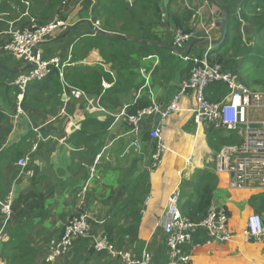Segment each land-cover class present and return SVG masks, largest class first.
Returning a JSON list of instances; mask_svg holds the SVG:
<instances>
[{
	"label": "crops",
	"instance_id": "0c3cea01",
	"mask_svg": "<svg viewBox=\"0 0 264 264\" xmlns=\"http://www.w3.org/2000/svg\"><path fill=\"white\" fill-rule=\"evenodd\" d=\"M13 1L4 0L8 5L0 12L5 15L0 28H5L9 22L24 26L31 20L36 23L54 18L64 20L68 27L55 32L37 50L42 59L58 56L64 61L70 55L71 64L65 66L67 86L58 76L62 85L60 93L55 95L53 90L29 87V97L24 101L22 96L20 98L23 114L15 117L18 94L14 99V91L6 90L14 86V77L25 72L29 65L9 52L0 51V108L6 114L0 121V200L10 199L12 203L21 195L35 192L43 197L45 214L41 216L34 211L14 214L6 222L1 220L0 264H124L107 253L94 252L90 247L91 236L99 234H106L116 249L129 250L137 257L147 249L151 254L150 264H166L167 248L161 228L168 195L175 187L179 189L178 207L187 216L186 210L196 204L194 192L200 173L215 177L211 204L227 210L228 230L232 236L226 242L207 241L203 231H195L191 243L181 246L189 255L190 264H264V236L253 240L245 235L248 215L260 214L251 201L256 202V196H263L264 189L257 185L237 189L225 173L215 172V150L207 139L210 133L222 131L193 121L188 111L193 106L192 95L183 94L180 110L172 113L161 126L170 150L163 154L156 168L149 165L152 144L145 134L156 117L142 119L143 132L137 147L133 144L137 135L130 132L126 118L118 116L124 106L130 112L138 103L148 102L149 105L152 99L159 105L168 102L190 66V61L184 60L182 55L199 56L208 45H212L214 52L218 45L213 43L222 33V21L227 22L229 15L239 13L241 0H204L205 3L178 0L174 10L182 16L192 11L191 19L199 26L194 32L201 30L180 53L166 48H172L173 32L180 26L166 19V9L160 10L161 20L151 27L158 41L149 44L163 46L164 51L160 55H133L121 68L115 61L105 62L98 49L86 51L83 48L86 42L110 39L96 33L85 21L66 36L54 40L80 20H88L93 26L98 22L100 29L114 32L101 28L105 15L101 14L99 5L109 0H29L26 15L25 5L20 0H16L17 4ZM124 1L133 5L141 0ZM207 1L216 6V15L208 17L204 11ZM162 2L164 6L170 4L166 0ZM112 19L115 27L123 23L117 17ZM134 28L130 29V34L116 33L138 39ZM194 28L191 26L188 32L192 34ZM154 29L159 30L161 38L153 33ZM230 29L225 23L224 34ZM122 41L138 45L136 41ZM162 56L167 59L162 60ZM183 70L186 72L181 74ZM168 73L173 75L169 77ZM77 75L83 77L86 88H76L69 81L71 85L68 84L67 78ZM92 81L97 84V91ZM49 84L52 88L53 83ZM33 144L36 149L31 151ZM26 154L29 156L26 166L17 165L16 161ZM147 198V214L143 216ZM76 210L90 216V237L75 241L65 254L47 263L49 239L61 234L64 223ZM260 215L264 224V213ZM12 253L21 257L11 260Z\"/></svg>",
	"mask_w": 264,
	"mask_h": 264
},
{
	"label": "built area",
	"instance_id": "2783aa9c",
	"mask_svg": "<svg viewBox=\"0 0 264 264\" xmlns=\"http://www.w3.org/2000/svg\"><path fill=\"white\" fill-rule=\"evenodd\" d=\"M20 1L27 10L29 0ZM24 14L28 12L24 11ZM95 24L99 27L98 22ZM67 27L68 24L64 20L54 18L46 23H34L31 20L24 26L9 22L5 28H0V51L9 52L25 64H31L13 81L19 90L15 117L23 114L20 98L28 86L33 82L42 81L52 68L58 71L60 81L67 86L64 75L65 66L71 64L70 55L64 61L58 56L42 59L37 50L47 38ZM224 36V32L220 34L215 46L220 45ZM192 38L190 32L177 27L173 32L171 47L179 52ZM182 58L190 61L189 71L180 80L178 90L168 102L159 105L152 99L148 106L139 108L134 113L128 112L126 106L119 111L118 116H124L130 126V132L137 135L133 144L139 146L138 138L143 132L142 119L155 116L154 123L150 124L145 134L148 142L152 144V166L157 167L168 150L161 126L172 113L180 110L181 96L190 93L193 106L188 111L193 121L210 129L221 130L226 138L235 139V142L225 144L213 153L215 172L225 173L230 184L237 189L253 185L264 189V90L249 88L237 72L223 69L212 45H208L199 56L182 55ZM218 82L226 85L227 93L219 101H210L205 97V89L208 85ZM35 149L36 144H33L31 151ZM28 160L29 156L26 154L16 163L25 167ZM179 200L180 191L175 187L168 195L161 228L167 248L166 264H190V257L182 251L181 246L191 243L195 231H203L208 237L207 241L226 242L232 236L228 230L229 216L223 206L210 204L205 215L195 222L179 210ZM148 202L149 198L144 201L143 216L147 214ZM10 206V199L0 200V210L5 222L9 220ZM90 220L85 211L76 210L64 223L61 234L49 239L45 261L51 263L65 254L75 241L87 240L90 237ZM97 222L102 224L104 221ZM245 235L253 240L264 236V224L260 214L254 212L248 215ZM90 247L94 252L107 253L110 258L118 259L124 264L151 263V254L147 249L142 251L140 257L134 256L129 250L116 249L106 234L91 236Z\"/></svg>",
	"mask_w": 264,
	"mask_h": 264
},
{
	"label": "trees",
	"instance_id": "16d2710c",
	"mask_svg": "<svg viewBox=\"0 0 264 264\" xmlns=\"http://www.w3.org/2000/svg\"><path fill=\"white\" fill-rule=\"evenodd\" d=\"M248 1H244L243 6L240 7L238 14L234 13L227 17V27H232L233 25H236L237 27L234 29V33H232L233 30L225 32V36L222 39L220 45L214 50V54L218 58V61L221 62L223 69L225 70L238 71L236 69L237 65L240 64V61H242L246 64L255 66L254 71H260L261 76L264 77V71L260 70L264 69V47L262 52L255 51V49L260 45L258 41H263L264 43V0ZM1 5L2 6H0V10L3 11L5 5L4 0H2ZM165 9L166 19L171 24L180 27L184 26V31L187 32L190 30L186 28L188 27L187 24L192 13L191 10H189L191 13L188 12V14H184L182 16V14L177 12V10H170L169 6H166ZM99 10L101 14L105 15L101 22V28L114 31L113 33L123 31L130 34V29L134 28V25L136 26V29L134 28L135 37H138V39L141 38L148 43H138V45L135 47L130 42L119 39L110 38L106 41L105 38H98L93 43L86 42L83 47L86 48V51L93 48L98 49L105 62L115 61L119 67L121 64L124 65V62L127 64L128 59H130L129 57L133 55H160L161 52L164 51V48L162 47H153L149 44L154 40L151 27L153 23H158L161 20L158 0H141L134 3L133 5L126 4L124 0H109V2L106 4H100ZM125 13L130 14L131 18H129ZM112 17H117L123 22L120 27H115ZM153 19L155 20L153 21ZM241 20L243 24H241ZM244 26L247 29L251 28V30L250 32H247V34L243 35L241 31L243 30ZM138 31L140 32L138 33ZM238 56H240L239 62L236 61ZM161 58L162 60L167 59L165 56H162ZM185 72L183 70L181 74ZM48 75L49 77H47ZM48 75L43 79V81L36 82L31 86L29 85L27 90L22 94V101L29 97L28 89L32 86H38L40 90L47 92H51L53 90L55 95L60 93L62 90V85L58 79V71L52 68ZM50 81L53 83L52 88L49 84ZM68 81L71 82V84L76 88H86L85 80L80 75L75 76L73 79L67 78V82ZM69 82L68 84L71 85ZM92 86L93 89H97V84L95 81H92ZM12 90L14 91L13 98L16 99L17 94H19V90L16 86H12L7 87L6 91L11 92ZM226 93V85L221 82L210 84L205 89V97L210 101H219ZM10 102L11 101L8 100V103ZM147 105L148 102L138 103L130 112L134 113L137 109ZM5 117V111L0 108V121L5 119ZM223 136V131L218 134L210 133L208 136L207 143L211 149L215 150V152L218 151L221 146L235 142V139H233L234 137L226 138ZM214 179L215 177L210 174L200 173L197 181V187L194 192L196 204L186 210L187 216L192 221H199L205 215L206 209L211 204L212 192L215 187ZM256 198V202L251 201V204L256 208V211L262 214L264 213V194L263 196H256ZM34 211H38L39 215L41 216L45 215L43 213V197L42 195L35 192H28L25 195L19 196L15 201H12L10 206L9 220L14 216V214L23 215L25 213ZM0 215L2 217V219L0 218L1 225V220H4V216L1 212ZM134 219L137 220L136 217ZM15 257L21 256H17L16 253H12L10 259L13 260Z\"/></svg>",
	"mask_w": 264,
	"mask_h": 264
},
{
	"label": "rangeland",
	"instance_id": "374dc122",
	"mask_svg": "<svg viewBox=\"0 0 264 264\" xmlns=\"http://www.w3.org/2000/svg\"><path fill=\"white\" fill-rule=\"evenodd\" d=\"M200 2H203V3H205L204 2V0H199ZM244 1L245 0H241V2H240V5H239V8L240 7H242L243 6V3H244ZM248 1V0H247ZM250 1V0H249ZM248 1V2H249ZM252 1V0H251ZM1 2H2V0L0 1V6H2L1 5ZM14 3H16L17 4V2H16V0L15 1H13ZM166 2H170V4H169V8H170V6H171V8H170V10H174V7H175V4H176V2H178V0H166ZM28 4H29V2H28ZM129 4V3H128ZM178 4V3H177ZM5 5H8V3L6 4L5 3ZM129 5H131V4H129ZM158 6H159V9L161 10V12H163L164 10H165V7H166V5L164 6V4H163V2H162V0H158ZM204 7H205V9L208 11H206L205 9H204V11L207 13V15H208V17H210V16H214V15H216V13H217V9H216V6H212L211 4H210V2H208L207 1V3L204 5ZM2 10H0V12H1ZM24 11H27L28 12V14H29V11L28 10H24ZM129 18H131V15L130 14H127V13H125ZM30 17V16H29ZM193 17V16H192ZM153 20H155V19H153ZM190 21H188L189 22V27H187L186 29H189L191 26H192V28H194L193 29V32H192V36L193 37H195V34L196 33H199L200 34V31L201 30H199V31H197V32H194V30H196L197 28L199 29V26H198V24H197V21H196V25H195V20L194 19H191V16H190V19H189ZM5 21V15H2V14H0V22H4ZM20 22V21H19ZM31 22V21H30ZM33 22H34V20H33ZM34 23H36V22H34ZM154 24H157V23H154ZM241 24H243V22H242V20H241ZM2 25V24H1ZM155 27V26H154ZM181 27H183L184 29H185V27L184 26H181ZM237 26L235 25H233L232 27H231V29L230 30H233L232 31V33H234L235 32V28H236ZM240 27H242V26H240ZM250 30H251V28H246L245 26H244V28H243V30L241 31L242 33H243V35L244 34H247V32H250ZM162 31V30H161ZM153 33L154 34H157L160 38L162 37V34L159 32V30H156V29H154V31H153ZM154 41H158V39H157V36L156 35H154ZM259 42V46L255 49V51L257 52V51H260V52H262L263 51V47H264V43H263V41H258ZM228 56H230V55H228ZM239 60H240V56H238L237 58H236V61H238L239 62ZM238 71H235V72H237V74L239 75V77H240V79L243 81V83L245 84V85H247L249 88H252V89H264V77L263 76H261V73H260V71H254L255 70V66H252V65H250V64H246V63H244V62H242V61H240V64L239 65H237V68H236ZM260 70H262V71H264V69H260ZM169 71H171V69H169ZM167 73V72H166ZM173 74H169L168 73V76L170 77V76H172ZM19 76V74L18 75H16L15 77H14V79H13V81L17 78ZM152 149V148H151ZM152 151H153V149H152ZM152 153V152H151ZM152 161H150L149 162V165H151V167L152 168H154L153 166H152ZM156 168V167H155Z\"/></svg>",
	"mask_w": 264,
	"mask_h": 264
},
{
	"label": "water",
	"instance_id": "95a60500",
	"mask_svg": "<svg viewBox=\"0 0 264 264\" xmlns=\"http://www.w3.org/2000/svg\"><path fill=\"white\" fill-rule=\"evenodd\" d=\"M212 2H215L214 0H211ZM81 21H85V22H87L88 24H90V26H91V28L96 32V33H98V34H100V35H103V36H107V37H110V38H114V39H122V40H131V41H136V42H140V43H148V42H146V41H144V40H142V39H132V38H128L127 36H125V35H122V34H118V33H113V32H107V31H105V30H102V29H100L99 27H97V26H93L92 24H91V22L90 21H88V20H80V21H78V22H76L75 24H72L71 26H70V28L69 29H67L66 31H65V33L64 34H62V35H60V36H58V37H56L54 40H58V39H61L62 37H64V36H66L69 32H70V30L71 29H73L77 24H79ZM225 23H226V21H225V19L222 21V33L224 32V28H225ZM216 42H214L213 44H215ZM151 45L152 46H159V45H157V44H153V43H151ZM160 47H163V46H160ZM167 49H169L170 51H173V52H176V53H180V52H178V51H176L175 49H173V48H168V47H166ZM31 64H29V66H30ZM1 245H2V243H1V241H0V247H1Z\"/></svg>",
	"mask_w": 264,
	"mask_h": 264
},
{
	"label": "bare ground",
	"instance_id": "6f19581e",
	"mask_svg": "<svg viewBox=\"0 0 264 264\" xmlns=\"http://www.w3.org/2000/svg\"><path fill=\"white\" fill-rule=\"evenodd\" d=\"M168 147V146H167ZM170 150V148L168 147V150L167 151H169ZM173 151V150H172Z\"/></svg>",
	"mask_w": 264,
	"mask_h": 264
}]
</instances>
